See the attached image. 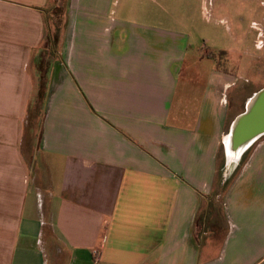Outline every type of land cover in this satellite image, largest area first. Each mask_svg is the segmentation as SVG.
Segmentation results:
<instances>
[{
  "label": "crops",
  "instance_id": "1",
  "mask_svg": "<svg viewBox=\"0 0 264 264\" xmlns=\"http://www.w3.org/2000/svg\"><path fill=\"white\" fill-rule=\"evenodd\" d=\"M55 2L0 0V264H264V134L225 141L264 86L170 0H68L29 142Z\"/></svg>",
  "mask_w": 264,
  "mask_h": 264
},
{
  "label": "rangeland",
  "instance_id": "2",
  "mask_svg": "<svg viewBox=\"0 0 264 264\" xmlns=\"http://www.w3.org/2000/svg\"><path fill=\"white\" fill-rule=\"evenodd\" d=\"M54 1L57 9L51 20L53 26L49 27L50 31L47 28L44 43L35 49L32 57L37 89L29 108V142L40 137L52 62L59 51H65L63 44L60 49L61 24L57 29L54 23L63 19L68 0ZM170 7L175 18L189 29L191 42L203 48L200 50L213 54L219 49H230L231 59L243 67L244 75L257 87L264 86V0H170ZM243 82L242 79L239 85ZM42 92L43 99L39 95Z\"/></svg>",
  "mask_w": 264,
  "mask_h": 264
},
{
  "label": "water",
  "instance_id": "3",
  "mask_svg": "<svg viewBox=\"0 0 264 264\" xmlns=\"http://www.w3.org/2000/svg\"><path fill=\"white\" fill-rule=\"evenodd\" d=\"M251 102L252 106L248 105L246 112L235 120L229 135L236 152L264 134V87L253 96Z\"/></svg>",
  "mask_w": 264,
  "mask_h": 264
},
{
  "label": "built area",
  "instance_id": "4",
  "mask_svg": "<svg viewBox=\"0 0 264 264\" xmlns=\"http://www.w3.org/2000/svg\"><path fill=\"white\" fill-rule=\"evenodd\" d=\"M103 250H104L103 244H99L98 246L92 249V256H93L94 264H99L101 262L102 257H103Z\"/></svg>",
  "mask_w": 264,
  "mask_h": 264
},
{
  "label": "bare ground",
  "instance_id": "5",
  "mask_svg": "<svg viewBox=\"0 0 264 264\" xmlns=\"http://www.w3.org/2000/svg\"><path fill=\"white\" fill-rule=\"evenodd\" d=\"M254 101H255V100H254ZM249 105L252 106V102H251V101H250V104H249ZM225 141H226L227 146H229V144H230V148H229V150H230L233 154H235V153L238 152V151L236 152V150H234V149L232 148L229 135L226 136ZM232 156H233V155H232Z\"/></svg>",
  "mask_w": 264,
  "mask_h": 264
},
{
  "label": "trees",
  "instance_id": "6",
  "mask_svg": "<svg viewBox=\"0 0 264 264\" xmlns=\"http://www.w3.org/2000/svg\"><path fill=\"white\" fill-rule=\"evenodd\" d=\"M56 39H57V38H55V37H54L53 44H56ZM54 47H55V46H54ZM53 50H54V49H53ZM39 95H40V97L43 99V92H42V93H40Z\"/></svg>",
  "mask_w": 264,
  "mask_h": 264
}]
</instances>
